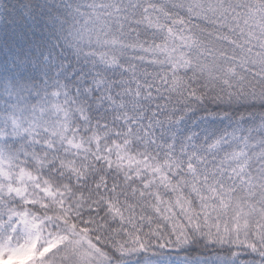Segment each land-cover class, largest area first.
I'll use <instances>...</instances> for the list:
<instances>
[{
  "label": "snow or ice",
  "instance_id": "1",
  "mask_svg": "<svg viewBox=\"0 0 264 264\" xmlns=\"http://www.w3.org/2000/svg\"><path fill=\"white\" fill-rule=\"evenodd\" d=\"M41 264H264V0H0V245Z\"/></svg>",
  "mask_w": 264,
  "mask_h": 264
},
{
  "label": "clouds",
  "instance_id": "2",
  "mask_svg": "<svg viewBox=\"0 0 264 264\" xmlns=\"http://www.w3.org/2000/svg\"><path fill=\"white\" fill-rule=\"evenodd\" d=\"M46 244L39 229H32L18 242L0 245V264H41L38 252Z\"/></svg>",
  "mask_w": 264,
  "mask_h": 264
},
{
  "label": "trees",
  "instance_id": "3",
  "mask_svg": "<svg viewBox=\"0 0 264 264\" xmlns=\"http://www.w3.org/2000/svg\"><path fill=\"white\" fill-rule=\"evenodd\" d=\"M167 259L171 262V264H180V261L183 259V256L171 254Z\"/></svg>",
  "mask_w": 264,
  "mask_h": 264
}]
</instances>
